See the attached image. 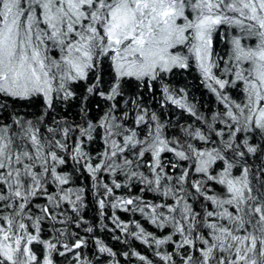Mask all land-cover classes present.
<instances>
[{
  "label": "snow or ice",
  "instance_id": "obj_1",
  "mask_svg": "<svg viewBox=\"0 0 264 264\" xmlns=\"http://www.w3.org/2000/svg\"><path fill=\"white\" fill-rule=\"evenodd\" d=\"M0 264H264V0H0Z\"/></svg>",
  "mask_w": 264,
  "mask_h": 264
}]
</instances>
